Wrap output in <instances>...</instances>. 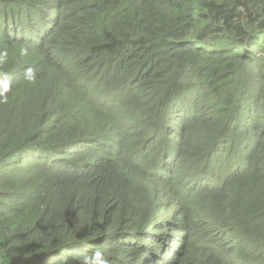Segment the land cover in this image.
<instances>
[{"label": "trees", "instance_id": "1", "mask_svg": "<svg viewBox=\"0 0 264 264\" xmlns=\"http://www.w3.org/2000/svg\"><path fill=\"white\" fill-rule=\"evenodd\" d=\"M96 251L264 264V0H0V264Z\"/></svg>", "mask_w": 264, "mask_h": 264}, {"label": "clouds", "instance_id": "2", "mask_svg": "<svg viewBox=\"0 0 264 264\" xmlns=\"http://www.w3.org/2000/svg\"><path fill=\"white\" fill-rule=\"evenodd\" d=\"M102 253L100 251H96L94 257H93V264H103V261L101 260Z\"/></svg>", "mask_w": 264, "mask_h": 264}]
</instances>
